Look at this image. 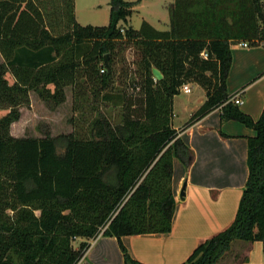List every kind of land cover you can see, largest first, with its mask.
<instances>
[{
	"label": "trees",
	"instance_id": "obj_1",
	"mask_svg": "<svg viewBox=\"0 0 264 264\" xmlns=\"http://www.w3.org/2000/svg\"><path fill=\"white\" fill-rule=\"evenodd\" d=\"M133 4L109 0L108 25L83 27L74 0H0V264H78L101 231L117 240L123 264H140L121 238L171 231L172 161L188 168L193 159L171 127L172 99L184 84L202 88L205 101L183 129L220 109L222 122L238 121L255 135L232 224L182 264H216L234 241L260 242L264 254V104L253 121L226 90L231 46H264V3L174 0L164 32L146 22L137 31L118 26ZM127 47L135 71L124 65ZM65 87L86 120L83 137L10 134L31 92L60 104ZM76 240L83 241L74 249Z\"/></svg>",
	"mask_w": 264,
	"mask_h": 264
},
{
	"label": "crops",
	"instance_id": "obj_2",
	"mask_svg": "<svg viewBox=\"0 0 264 264\" xmlns=\"http://www.w3.org/2000/svg\"><path fill=\"white\" fill-rule=\"evenodd\" d=\"M260 1L264 3V0ZM130 2L133 3L132 0ZM172 2L174 0L168 6ZM150 15L151 10L146 16H140L139 28L146 22L156 31L169 30V23L167 30L161 29L165 26L157 28L154 22L145 18L152 17ZM155 21L158 22L157 19ZM128 23L129 18L122 26L130 27ZM238 44L230 48L226 90L230 96L240 92L242 104L239 110L256 121L264 104V46L243 47ZM197 87L200 92L185 109L189 119L205 101L204 90ZM67 88L70 87L64 90ZM175 119L172 111L171 127L190 149L193 159L188 168L176 158L172 161L171 188L175 208L171 231L121 238L130 258L140 264H182L205 240L226 230L235 218L248 176L247 139L255 135L252 129L235 120L222 122L220 109L211 111L186 129H183L186 122L177 126ZM183 185L184 194L181 196ZM78 264H123L117 240L100 236L90 243ZM216 264H264L262 244L234 241Z\"/></svg>",
	"mask_w": 264,
	"mask_h": 264
},
{
	"label": "rangeland",
	"instance_id": "obj_3",
	"mask_svg": "<svg viewBox=\"0 0 264 264\" xmlns=\"http://www.w3.org/2000/svg\"><path fill=\"white\" fill-rule=\"evenodd\" d=\"M126 1L130 2V0ZM132 1L134 3V13L131 17V22L129 17L128 26H130L133 30L139 29L141 17L146 16L149 10L152 12V15H150L152 17L145 18L154 22L157 28L165 26L161 29H168L169 14L167 7L171 0H147L140 3L138 0ZM108 3L109 0H74L75 21L83 27L107 26L109 23ZM139 5L140 7H138ZM156 19L158 22L160 21L161 24H158V22L155 21ZM118 26L122 27V29L124 28L121 22ZM122 57L125 61V67L129 69V71L130 69L134 70L135 66L131 65L134 55L130 47H127L123 51ZM1 63L2 58L0 56V64ZM118 63L119 64H117V68L123 66L122 63ZM7 79L11 81V77L9 75L7 76ZM115 87L119 88L117 83L115 84ZM189 87L191 91L189 94L180 92L178 95L174 96L172 100V111L175 115V125L177 126H181L188 121L189 113H186L185 109L189 108V101L192 102L191 100L194 97H197V94L200 92L199 88L195 84H191ZM64 95L65 99L60 104L52 102L46 103L45 101L41 100L37 94L31 92L29 94L30 104L28 107L22 108L20 110V118L17 122H14L10 126V134L16 138H43L46 134L54 138L61 135H68L75 131L78 136L80 135L83 137V133L87 127L85 123L86 120L81 118L79 112H74L72 110L73 99L71 88L65 89ZM115 111L117 114L119 109L116 108ZM59 152H62V150L60 149ZM79 243L80 242L76 240L72 244L73 248L77 249Z\"/></svg>",
	"mask_w": 264,
	"mask_h": 264
},
{
	"label": "built area",
	"instance_id": "obj_4",
	"mask_svg": "<svg viewBox=\"0 0 264 264\" xmlns=\"http://www.w3.org/2000/svg\"><path fill=\"white\" fill-rule=\"evenodd\" d=\"M238 45L239 46H243V47H247V44L246 43H239ZM201 56L203 58H206L207 57V55L204 52L201 53ZM100 72L103 73L104 72V69L100 70ZM189 85L190 84H184V85H182L181 88H180V92H182L184 94H189L191 92ZM230 101L233 102L237 106L241 105L242 104V98H241L240 92H238L234 96H232L230 98ZM101 232L95 238H93L92 240L89 241V245H90V243H92L93 241H95L97 238H99L101 236ZM83 257H84V255H83Z\"/></svg>",
	"mask_w": 264,
	"mask_h": 264
},
{
	"label": "water",
	"instance_id": "obj_5",
	"mask_svg": "<svg viewBox=\"0 0 264 264\" xmlns=\"http://www.w3.org/2000/svg\"><path fill=\"white\" fill-rule=\"evenodd\" d=\"M103 62H104L105 68L107 69V71H109L110 67H109V64H108V55L104 56V61ZM151 73H152V76H153L154 80L160 81L162 79V75L157 69L152 68L151 69ZM184 188H185V185H183V188H182V191H181V196L184 194V191H183Z\"/></svg>",
	"mask_w": 264,
	"mask_h": 264
}]
</instances>
